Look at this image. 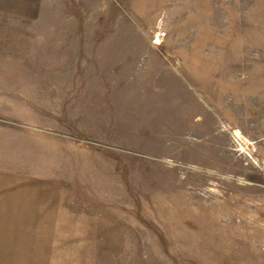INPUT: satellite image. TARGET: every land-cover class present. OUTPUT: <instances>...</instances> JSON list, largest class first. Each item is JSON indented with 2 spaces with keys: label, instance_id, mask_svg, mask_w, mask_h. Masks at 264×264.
Listing matches in <instances>:
<instances>
[{
  "label": "rangeland",
  "instance_id": "374dc122",
  "mask_svg": "<svg viewBox=\"0 0 264 264\" xmlns=\"http://www.w3.org/2000/svg\"><path fill=\"white\" fill-rule=\"evenodd\" d=\"M0 264H264V0H0Z\"/></svg>",
  "mask_w": 264,
  "mask_h": 264
}]
</instances>
